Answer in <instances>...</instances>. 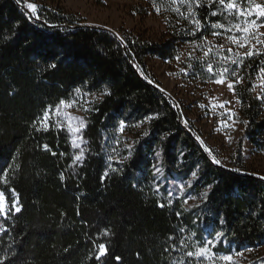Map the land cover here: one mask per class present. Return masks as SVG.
<instances>
[{
    "label": "trees",
    "instance_id": "trees-1",
    "mask_svg": "<svg viewBox=\"0 0 264 264\" xmlns=\"http://www.w3.org/2000/svg\"><path fill=\"white\" fill-rule=\"evenodd\" d=\"M143 1L146 7L136 10L146 15L153 0ZM27 11L16 0H0V169L9 173L0 190L20 207L0 236L6 264H203L185 255L194 250L192 241L181 250L180 240L202 242L218 232L215 250L223 253L264 247V179L244 171L241 159L233 169L214 163L146 65L150 56L175 58L185 44H201L213 31L229 34L211 27L228 24L211 15L216 5L198 9L205 27L195 35L187 21L162 10L166 34L160 42L83 25L62 9L40 6L38 21ZM257 58L244 61L236 92L244 136L264 150V104L250 90L264 61ZM78 94L100 96L88 117V150L80 163L66 131L38 125L46 107ZM122 123L145 124L147 135L110 162L105 138ZM158 152L167 175H197L191 188L202 194L200 203L188 208L165 187L155 189ZM99 242L108 251L97 261Z\"/></svg>",
    "mask_w": 264,
    "mask_h": 264
},
{
    "label": "rangeland",
    "instance_id": "rangeland-1",
    "mask_svg": "<svg viewBox=\"0 0 264 264\" xmlns=\"http://www.w3.org/2000/svg\"><path fill=\"white\" fill-rule=\"evenodd\" d=\"M30 2L39 6L62 9L67 14L79 19L83 25L104 27L119 36L127 34L154 42H160L165 38L166 27L161 14L157 15L152 8L149 9V13L146 15L137 12L138 5L146 7L147 2L143 0H30ZM259 31L264 32V27H261ZM231 34L240 35V33L234 32L208 38L207 41H210L211 46H213V52L207 58L203 57V51L200 48L193 51V45L196 44H185L178 55L180 56L179 61L175 58L160 59L150 56L146 59V65L153 82L172 98L180 108L183 121H187L186 125L190 126L197 137L204 141V144H201L204 149L205 147L211 148L213 154L221 160V165L224 167L233 169L235 168L234 163H238V159H241L240 165L245 169L244 171L255 176L264 177V150L250 144L244 136L245 125L240 111L241 104L236 102L239 99L237 92L234 96L226 84L222 85L214 82L215 79L219 78L216 73L221 70L222 66H227L230 69L235 67L230 61L219 62V58L215 54L217 50L215 46H224L219 49L222 56L233 55L227 52L229 47L233 48L234 53L247 51L246 48L237 49L227 41L226 37ZM189 53H192V55L189 56ZM197 57L200 59H197ZM257 59H264V55L258 56ZM194 61H198V64L194 65ZM207 62L213 63L214 73L207 71ZM199 63H203V70H199ZM182 69H186V71H181ZM242 72L243 69H241L240 75H242ZM227 79L231 80L233 78L228 76ZM258 83L259 81L256 79L255 84ZM258 93H261L260 87H257L254 91L255 96ZM99 99L100 96L97 94H78L74 99L68 100L77 101L78 103L71 108L61 106L60 113L57 115L53 111L48 121L49 124H53L52 127L62 129L68 133L74 157L83 149L82 160L88 150L86 139L88 117L93 104ZM225 101H232V103L231 105L226 104L225 108L218 107L220 103ZM262 102L264 104V101ZM213 104H216L217 107L213 108ZM200 105L205 107L202 108ZM228 108L235 112L234 119L238 122L234 127L224 128L220 122L221 120H228L226 115V109ZM84 109L88 110L85 111ZM77 118H82L86 126L79 133H72L67 127L68 120L70 119L73 127H76L79 125V119ZM56 121H59L60 124H54ZM229 124L231 125V121H229ZM38 125L43 128L39 123ZM123 125V131H121L120 125L114 133L105 138L107 145H105V148L110 162L120 160L147 130L146 125L142 123ZM228 136L232 137L231 141L227 139ZM77 137L82 139H77ZM73 140L80 144V148L73 146ZM156 168L161 171L157 173ZM153 170L155 189L161 192V187H165L167 194L172 198L187 200V204H184L188 208L200 203L202 194H196L191 188L197 177L196 174L187 177L176 174L167 175L160 159V153L155 156ZM181 185L184 187L181 188ZM189 197H195V199ZM205 238V240H213L208 234ZM216 246L217 241L210 246L211 251L216 254L215 264H228V262L219 260L220 255H232L237 264H264V247L252 249L251 252L244 250L229 254L215 250ZM237 253H243L244 255L239 257L236 255ZM200 261L203 264H209L206 259L201 258Z\"/></svg>",
    "mask_w": 264,
    "mask_h": 264
},
{
    "label": "snow or ice",
    "instance_id": "snow-or-ice-1",
    "mask_svg": "<svg viewBox=\"0 0 264 264\" xmlns=\"http://www.w3.org/2000/svg\"><path fill=\"white\" fill-rule=\"evenodd\" d=\"M16 3L18 5H21L27 9V14L29 16V19L33 20H40L41 16L39 14V5L30 2V0H16ZM161 5H164L162 8ZM213 5H216L217 11H212V16H223L225 20H228V24L225 23H213L211 27L213 29H222L224 32L227 33H234L238 32L240 33L239 36L235 34L228 35L226 37L227 41L230 42L231 45H234L237 49H247V51L243 53L236 52L234 53L233 48L229 47L227 49L228 53H231L233 55H221L219 52L220 48H223V45H217L216 47V56L219 58V62H225L230 61L232 65L235 67L229 68L227 66H222L221 70L216 73V75L219 76L218 79H215V83L217 84H226L227 88L232 92V94L236 95V85L242 84L244 82L245 77L243 75H240L241 69H244V61L246 59L251 60V58L255 56H261L264 55V32H260L259 29L261 27H264V0H153V7L154 11L157 15L161 13L162 10L164 11H172L174 12L179 18L187 21L190 25L193 27L190 29L193 35H195L196 32H203L204 30V23L199 18L198 15V9L201 8H207L211 9ZM186 9L185 11H182L181 9ZM229 17L236 20V23H232L231 20H229ZM259 21V22H258ZM46 24L47 21H44ZM213 36H222L223 32L220 31H213ZM122 39V38H121ZM259 46V47H258ZM196 48H200L203 51V57L207 58L210 53L213 52V46H211V42L207 41V37H204V42L201 44L193 45V51H195ZM206 48V50H205ZM192 53H189V56H191ZM175 59L177 61L180 60V56H176ZM197 59H200L197 57ZM191 66V65H189ZM52 68H55L56 65L52 64ZM248 67H251V64L248 65ZM181 71H186V69H182ZM207 71L209 73H214L213 63L207 62ZM231 76L233 79L228 80L227 77ZM257 80L259 81L258 84H253L250 88L251 91H256L257 87H260L261 93H258L256 96V99L264 101V61L261 62V66L259 67V70L257 72ZM77 92L80 90L77 89ZM101 95H110V93L105 92ZM237 103H242L239 99L236 101ZM78 103L77 101H65L60 100L59 104L55 106L53 109V106H48L43 110V115L41 118L38 119V123L43 126V129L47 131L50 127L53 126V124H49L48 121L50 119V115L53 114V111L55 114H59L61 111V106L63 108H71L74 104ZM232 101H225L223 103H220L218 107L225 108V105H231ZM200 107H205L204 105H200ZM213 108L217 107L216 104L212 105ZM87 111L88 109H84ZM66 116L68 114H65ZM226 115L228 116V120H221V126L224 128L228 127H234L235 124L238 122L234 119L235 112L231 110V108L226 109ZM79 119V125L76 127H73L71 120H68V130L72 133H79L82 128H84L86 125L82 118ZM229 121H231V125L229 124ZM187 124V121H185ZM54 124H60L59 121L54 122ZM33 127L36 128L37 131H40L41 129L37 127L36 124H33ZM124 125L121 124V131H123ZM147 135V133H145ZM77 139H82L81 137H77ZM227 139L229 141L232 140L231 136H228ZM197 140L200 141L201 144H204V141L197 137ZM73 146L76 148H80V144L76 142V140L72 141ZM44 148L47 149L48 146L44 145ZM205 151L208 152L209 156L216 164H221V160L216 157V155L213 154V150L211 148L205 147ZM54 154V153H53ZM84 155L83 149H81L80 153L75 156V161L79 162L82 160ZM159 155V153H157ZM155 167V165H154ZM161 170L159 168H156V172L159 173ZM236 171H240L239 169H236ZM195 176V173L192 174ZM63 179V177H61ZM261 179H264V177H261ZM9 184V173L7 169H0V185H4L5 187ZM184 186L181 185V188ZM7 191H10L15 195V189H7ZM158 191V189H157ZM206 195V194H205ZM190 199H195V197H189ZM185 204H187V200L184 201ZM159 207H165L163 203H160L158 205ZM19 202L18 199H13L11 202H9L8 197L5 194V190H0V236H3L7 234L9 231L8 225L5 223L9 217V214L12 212H19ZM107 230L103 233L104 236H107ZM223 233H216L213 240H204V241H193L192 236L187 237L186 239L180 240L181 250L186 249L189 247V241H192V247L194 250L192 251H186L185 255L187 257H194L197 260H200L201 258L208 260L209 264H215L216 260V254L211 251V245L219 240L222 237ZM170 239H175L174 237H171ZM175 245H173V248ZM107 246L104 242H99L96 245V251H95V259L99 261L101 257H105L107 255ZM245 251L251 252L252 249H245ZM239 257H243V253H237L236 254ZM220 261L228 262V264H237V262L233 259L232 255H220L219 257ZM116 260H120V257H116ZM10 261V257L8 255H4L3 257H0V264H6V262ZM177 264H184L183 261H178Z\"/></svg>",
    "mask_w": 264,
    "mask_h": 264
}]
</instances>
